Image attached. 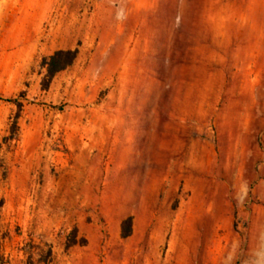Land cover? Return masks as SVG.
<instances>
[{
	"label": "rangeland",
	"instance_id": "rangeland-1",
	"mask_svg": "<svg viewBox=\"0 0 264 264\" xmlns=\"http://www.w3.org/2000/svg\"><path fill=\"white\" fill-rule=\"evenodd\" d=\"M258 208L264 0H0V264H264Z\"/></svg>",
	"mask_w": 264,
	"mask_h": 264
},
{
	"label": "trees",
	"instance_id": "trees-1",
	"mask_svg": "<svg viewBox=\"0 0 264 264\" xmlns=\"http://www.w3.org/2000/svg\"><path fill=\"white\" fill-rule=\"evenodd\" d=\"M76 51H57L53 53L48 58L42 60V66L45 68V81L49 83L53 77L69 68L75 58H76ZM12 104H15L18 108L21 106L20 103L17 101H11ZM123 238H127L130 235V219H127L123 222Z\"/></svg>",
	"mask_w": 264,
	"mask_h": 264
},
{
	"label": "crops",
	"instance_id": "crops-1",
	"mask_svg": "<svg viewBox=\"0 0 264 264\" xmlns=\"http://www.w3.org/2000/svg\"><path fill=\"white\" fill-rule=\"evenodd\" d=\"M148 9H149V7L146 4H140V2H134L133 5L130 8V11L135 16L136 15L139 16V15H141V13H143L142 11H146ZM254 212H256L257 222L262 224L261 229L264 232V209L263 208H258V209H256V211L254 210Z\"/></svg>",
	"mask_w": 264,
	"mask_h": 264
}]
</instances>
